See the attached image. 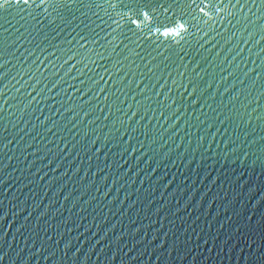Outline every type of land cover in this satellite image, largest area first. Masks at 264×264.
I'll list each match as a JSON object with an SVG mask.
<instances>
[{
  "label": "water",
  "instance_id": "obj_1",
  "mask_svg": "<svg viewBox=\"0 0 264 264\" xmlns=\"http://www.w3.org/2000/svg\"><path fill=\"white\" fill-rule=\"evenodd\" d=\"M92 2L0 9V264H264L261 0L127 49Z\"/></svg>",
  "mask_w": 264,
  "mask_h": 264
},
{
  "label": "snow or ice",
  "instance_id": "obj_2",
  "mask_svg": "<svg viewBox=\"0 0 264 264\" xmlns=\"http://www.w3.org/2000/svg\"><path fill=\"white\" fill-rule=\"evenodd\" d=\"M20 2L28 5L29 0H20ZM13 3H15V0H0V9L10 8ZM73 3H79V0H39V4H36L35 7L43 10L45 15H49V9L56 12L57 8L67 9ZM253 3H255V0H253ZM206 6L215 12L220 11L214 5H206L205 0H199V2L197 0H167V2L165 0H101L100 3H95L93 0L88 5L80 3L81 8L87 7L91 10L94 7L96 11H93L92 15L100 19L101 24H104V29H100V32L104 34L101 36L93 30L98 28L99 25H95L89 19L88 24H92L93 28H89L87 24L83 25L87 35L80 36V39L88 43V37H91V43L93 44L100 40L105 45L111 44L113 46H115V43L127 41V44L123 45L125 49H127L128 44H134L138 47L137 41L142 42V38L146 40L148 37L153 36L169 38L171 43L178 44L179 40L175 38L183 39L184 34L191 35L189 28L195 25H190L189 20H198L194 13H201L204 17L208 16L205 11ZM233 6L235 7V5ZM239 6L244 7L245 5ZM258 7L264 8V0H261ZM101 12L107 17V21L101 19L98 14ZM229 14L232 15V13ZM81 15L88 19L86 13H81ZM252 15L255 14L252 13ZM57 17L63 21L58 13ZM75 19L76 17L73 16L72 20ZM80 23L83 24V21ZM112 25H115V27H112ZM72 27H76V25H73L71 20L65 23V28ZM117 29H119V32H117ZM126 32L130 33L135 39H131L125 34ZM162 46V44H157V47ZM79 47L83 48L84 45L80 44Z\"/></svg>",
  "mask_w": 264,
  "mask_h": 264
}]
</instances>
